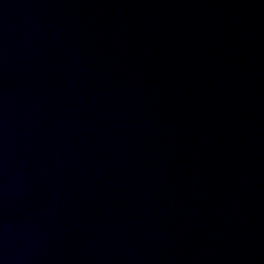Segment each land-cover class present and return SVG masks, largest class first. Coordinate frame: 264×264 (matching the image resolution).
Returning a JSON list of instances; mask_svg holds the SVG:
<instances>
[{
    "label": "water",
    "instance_id": "water-1",
    "mask_svg": "<svg viewBox=\"0 0 264 264\" xmlns=\"http://www.w3.org/2000/svg\"><path fill=\"white\" fill-rule=\"evenodd\" d=\"M0 264H264V0H0Z\"/></svg>",
    "mask_w": 264,
    "mask_h": 264
}]
</instances>
